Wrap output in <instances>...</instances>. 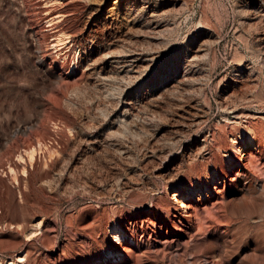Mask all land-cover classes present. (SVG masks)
<instances>
[{"label":"rangeland","instance_id":"obj_1","mask_svg":"<svg viewBox=\"0 0 264 264\" xmlns=\"http://www.w3.org/2000/svg\"><path fill=\"white\" fill-rule=\"evenodd\" d=\"M261 217L264 0H0V262L260 264Z\"/></svg>","mask_w":264,"mask_h":264},{"label":"bare ground","instance_id":"obj_2","mask_svg":"<svg viewBox=\"0 0 264 264\" xmlns=\"http://www.w3.org/2000/svg\"><path fill=\"white\" fill-rule=\"evenodd\" d=\"M60 35H61V33L60 34L58 33V35L54 38V44L53 45L56 46V47H60L59 45L63 43V40H62L63 37H61ZM61 40H62V42H61ZM242 130H243V132L240 133V138L242 139V144L241 145L238 146L236 144V142H237V137L236 136H232V138H231V141H232V143H231V150L233 152L235 151V152L240 153V156L238 157V159H241V155L243 154L242 151L244 150V147H245V144H246V139H247V141H250L251 143L254 142V136H253V133L251 131L252 130L251 127H248V126L245 125ZM243 135H244V137H243ZM41 146H42L41 144H38L37 146H32V147H30L28 149H25L24 150V153L18 154L19 155L18 157L20 159H22V161H23L24 155H25V157H27L26 159H29V162H30V161H32L34 159V157L36 155L35 152L37 153V150H39L40 148H42ZM226 156L229 159L232 158V155L230 153H228V152H226ZM26 161H28V160H26ZM11 165L12 166L9 169L14 172V171L17 170V168L19 166V163L17 161V162H14ZM231 167H234L233 162L231 164ZM19 168H20V166H19ZM22 168H23V165H22ZM212 177H218V173H217V170L216 169H213L211 171V173H209V175H208L209 182L212 181ZM239 183L240 182H236L235 181L234 187L237 188L238 185H239ZM202 187H200V186H186V185L185 186H181L179 184L175 188H173V190H172L173 194H172V197L171 198L173 199V201L179 202L180 203V206L182 208H187L188 207V203H187L186 199L187 198L190 199V198L197 197L199 193H202L203 192V188ZM244 187H246V186H244ZM186 193L189 194V196L186 197V199H183ZM243 193L245 194L246 191L244 190ZM260 220L261 221L258 224V228H261L264 225V224H261V223L264 222V217H261ZM112 222L113 223H111L108 226V228H109V234H110L112 240L115 241L116 244H117V246L119 247L122 244L123 239L125 237V231L122 228V225H121V223L119 221L113 220ZM39 223H40V221L39 222H36V223H34L32 225V227L34 226L35 229L33 227V228L28 229L27 231L24 232V235H25L26 238H30V237H32L34 235H37L40 232V230H39ZM262 233H264V230L262 231ZM262 250H263V248H262ZM253 255H254V253H253ZM104 256L107 257V258H113L114 259V262H120L121 261V258H122L121 252H120V250L118 248H116V249L115 248H106L104 250ZM260 256L262 258V261L260 260L261 262H259V263L260 264H264V253L260 254ZM21 260H23L22 255L21 256H18L15 260L14 259H11V258L9 260L7 259L4 263L0 262V264H15V261H21ZM194 260L196 261V259H194ZM194 260H192V262Z\"/></svg>","mask_w":264,"mask_h":264}]
</instances>
